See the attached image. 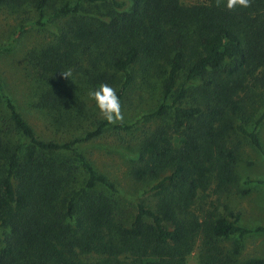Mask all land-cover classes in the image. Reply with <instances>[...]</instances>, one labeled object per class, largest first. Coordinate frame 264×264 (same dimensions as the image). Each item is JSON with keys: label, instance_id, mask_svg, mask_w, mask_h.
Instances as JSON below:
<instances>
[{"label": "trees", "instance_id": "obj_1", "mask_svg": "<svg viewBox=\"0 0 264 264\" xmlns=\"http://www.w3.org/2000/svg\"><path fill=\"white\" fill-rule=\"evenodd\" d=\"M51 2L0 0V9L19 18L36 14L30 22L37 25L68 17L55 42L33 52L41 86L35 106L58 125L65 117L89 118L80 87L107 83L121 102L137 76L159 78L161 102L140 118L157 124L140 141L130 172L156 180L154 199L138 202L125 223L114 182L79 149L110 126L134 123L94 118L71 137L45 139L0 82V264H186L199 237L201 264H228L219 239L235 237L237 254L241 241L264 227L243 226L238 214L205 209L201 201L237 184L231 133L258 144L243 109L254 88H264V0L233 10L226 0L219 7L216 0H65L45 16ZM24 28L19 24L17 33ZM196 79L203 80L202 100L186 104L187 85ZM78 173L84 177L76 185ZM240 264H264V257Z\"/></svg>", "mask_w": 264, "mask_h": 264}, {"label": "rangeland", "instance_id": "obj_2", "mask_svg": "<svg viewBox=\"0 0 264 264\" xmlns=\"http://www.w3.org/2000/svg\"><path fill=\"white\" fill-rule=\"evenodd\" d=\"M64 1L52 0L51 5L46 8L45 16L52 15ZM70 1L75 2V0ZM180 1L191 5L204 0ZM83 7L90 10L97 9L87 3H83ZM33 14L30 17L36 19L37 15ZM30 17L19 18L0 9V82L4 91L37 134L45 139H65L78 132L80 123L92 122L94 118L102 119L95 101L88 95L89 91L94 89L80 87L76 90L84 91L85 116L89 118L69 120L65 117L59 120L58 125H53L50 113L35 106L41 93V86L36 80L38 67L33 62V52L39 53L41 49L54 43L56 35L68 17H55L46 25L31 23ZM21 23L25 28L17 33ZM180 80L182 81V77ZM202 84V79H196L187 85V97L184 103L190 104L195 100H202V96L198 93ZM160 90L159 78L137 76L121 101L124 117L122 122L134 123V126L131 129L110 126L94 139L79 143L80 151L85 154L94 169L107 175L114 182L118 189V193L113 195L115 207L118 209L120 219L127 224L133 217L138 202L152 205L154 199L149 190L156 180L150 178L137 180L130 172L139 160L140 141L146 132L157 124L155 118L145 122V119H140L141 115L160 104ZM243 111L248 113L246 120L245 115L243 116L245 120L243 123L248 131H256L258 144L239 132L231 133L232 141L238 148L235 165L237 184L232 191L222 192L220 195L209 191L208 197L204 202L201 201V204L205 209L217 208L227 216L229 213L238 214V223L243 226L264 227V88H254ZM261 117V121L257 123ZM77 175L76 185H79L84 175L82 173ZM199 209L197 206L196 212ZM200 239L199 237L196 240L192 249L186 254V264H201ZM234 240L235 237L219 239V247L224 256L231 257L228 264H240L249 257H264V230L247 235L241 241V248L237 254H233ZM225 259L227 258H224V261Z\"/></svg>", "mask_w": 264, "mask_h": 264}, {"label": "clouds", "instance_id": "obj_3", "mask_svg": "<svg viewBox=\"0 0 264 264\" xmlns=\"http://www.w3.org/2000/svg\"><path fill=\"white\" fill-rule=\"evenodd\" d=\"M221 5V0H216V6ZM226 8L233 10L236 7L247 8L251 6V0H226ZM64 77H70L71 73L63 72ZM90 99L94 100L99 114L109 124L122 122L124 117L121 111V102L116 90L107 83H101L96 89L89 91Z\"/></svg>", "mask_w": 264, "mask_h": 264}]
</instances>
